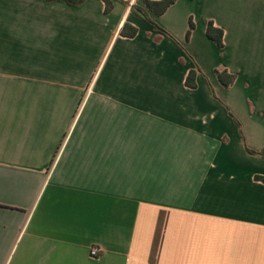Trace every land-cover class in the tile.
Returning a JSON list of instances; mask_svg holds the SVG:
<instances>
[{
    "label": "crops",
    "instance_id": "obj_1",
    "mask_svg": "<svg viewBox=\"0 0 264 264\" xmlns=\"http://www.w3.org/2000/svg\"><path fill=\"white\" fill-rule=\"evenodd\" d=\"M112 4L0 0V264H264V0Z\"/></svg>",
    "mask_w": 264,
    "mask_h": 264
},
{
    "label": "trees",
    "instance_id": "obj_2",
    "mask_svg": "<svg viewBox=\"0 0 264 264\" xmlns=\"http://www.w3.org/2000/svg\"><path fill=\"white\" fill-rule=\"evenodd\" d=\"M47 3H51V2H63L65 4H67L68 6L71 7H78L81 6L86 0H45ZM104 4V13L108 14L112 8H113V4H112V0H101ZM178 0H160V1H150V0H141L142 4L144 5V7L150 11L151 13L154 14L155 17H159L161 15H163L166 10L172 6L173 4H175ZM142 20L146 21L147 23H149L154 29H157L159 31H161L156 24L149 19V17L147 16V14H143L141 16ZM194 29V24L192 23V19L189 18L188 20V29L185 35V39L186 41L189 40L190 34L192 32V30ZM137 30L133 27L128 26L127 24H125L123 26V29L121 31V36L123 37H127V38H134L136 36ZM205 36L214 43V45L218 48V49H222L223 47V43H222V37H223V32L220 29H217L214 27L213 23L211 21H209L206 25V30H205ZM215 76L216 79L218 80L219 84L225 88V89H229L234 81H235V77L233 75L228 74L225 70L222 69H217L215 70ZM195 76H196V71H190L186 77L185 80V86L187 88L190 89H195L196 88V83H195ZM207 86L210 89V93H212L211 95L213 96L214 100L218 103H220V101L215 97V95L213 94L214 92L212 91V88L210 86V84L207 82ZM232 117V116H231ZM235 122V126L236 128L239 130V124L237 123L236 120H234ZM246 152L250 155H257L259 156L262 160H264V150L260 151L259 153H254L248 149H246ZM257 180H260L259 177H256ZM262 180V179H261Z\"/></svg>",
    "mask_w": 264,
    "mask_h": 264
},
{
    "label": "built area",
    "instance_id": "obj_3",
    "mask_svg": "<svg viewBox=\"0 0 264 264\" xmlns=\"http://www.w3.org/2000/svg\"><path fill=\"white\" fill-rule=\"evenodd\" d=\"M98 249L95 247L90 250L89 256L91 259H94L97 256Z\"/></svg>",
    "mask_w": 264,
    "mask_h": 264
},
{
    "label": "rangeland",
    "instance_id": "obj_4",
    "mask_svg": "<svg viewBox=\"0 0 264 264\" xmlns=\"http://www.w3.org/2000/svg\"><path fill=\"white\" fill-rule=\"evenodd\" d=\"M212 91H213V89H212ZM209 92H210V90H209ZM214 92V91H213ZM212 94V93H211ZM214 94V93H213ZM215 95V94H214ZM211 97H212V99H213V101H215L214 100V98H213V96L211 95ZM215 97H216V95H215ZM217 98V97H216ZM233 117V116H232Z\"/></svg>",
    "mask_w": 264,
    "mask_h": 264
}]
</instances>
